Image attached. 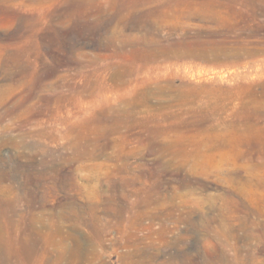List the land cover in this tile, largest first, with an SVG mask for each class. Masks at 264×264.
Returning a JSON list of instances; mask_svg holds the SVG:
<instances>
[{
  "label": "rangeland",
  "instance_id": "rangeland-1",
  "mask_svg": "<svg viewBox=\"0 0 264 264\" xmlns=\"http://www.w3.org/2000/svg\"><path fill=\"white\" fill-rule=\"evenodd\" d=\"M58 262L264 264V0H0V264Z\"/></svg>",
  "mask_w": 264,
  "mask_h": 264
},
{
  "label": "bare ground",
  "instance_id": "bare-ground-1",
  "mask_svg": "<svg viewBox=\"0 0 264 264\" xmlns=\"http://www.w3.org/2000/svg\"><path fill=\"white\" fill-rule=\"evenodd\" d=\"M95 1V0H94ZM122 16V15H121ZM157 56V55H156ZM202 115V114H201ZM204 117V116H203ZM176 121V120H175ZM155 135V134H154ZM82 147V146H81ZM161 148V147H160ZM76 207V206H75ZM64 216V215H63ZM38 219V218H37ZM89 221V220H88ZM67 224V223H66ZM88 225V224H87ZM28 228V227H27ZM68 228V227H67ZM59 230V229H58ZM80 238V237H79ZM136 239V238H135ZM177 239V238H176ZM138 240V239H137ZM176 241V240H175ZM139 242V241H138ZM76 248V247H75ZM92 249V248H91ZM77 250V249H76ZM72 258V257H71ZM74 258V257H73ZM76 258V257H75ZM211 259V258H210ZM214 259V258H213ZM79 260V259H78ZM77 261V260H76ZM80 262H82V261H80ZM86 262V261H85ZM24 263V262H23ZM57 264H59V262L57 263ZM84 264V263H83ZM138 264V263H137ZM139 264H140V262H139ZM144 264V263H143ZM205 264V263H204Z\"/></svg>",
  "mask_w": 264,
  "mask_h": 264
}]
</instances>
